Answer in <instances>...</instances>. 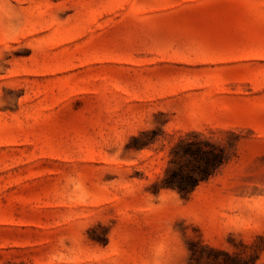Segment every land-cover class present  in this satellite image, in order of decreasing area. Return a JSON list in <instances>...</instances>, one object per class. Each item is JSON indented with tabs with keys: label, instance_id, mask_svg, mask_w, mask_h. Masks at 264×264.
<instances>
[{
	"label": "rangeland",
	"instance_id": "obj_1",
	"mask_svg": "<svg viewBox=\"0 0 264 264\" xmlns=\"http://www.w3.org/2000/svg\"><path fill=\"white\" fill-rule=\"evenodd\" d=\"M19 3V48L0 55V264H44L70 172L96 193L77 215L99 219L80 264H142L156 242L172 264H264V0ZM191 132L229 159L182 196L160 183ZM105 170L181 201L98 191Z\"/></svg>",
	"mask_w": 264,
	"mask_h": 264
},
{
	"label": "clouds",
	"instance_id": "obj_2",
	"mask_svg": "<svg viewBox=\"0 0 264 264\" xmlns=\"http://www.w3.org/2000/svg\"><path fill=\"white\" fill-rule=\"evenodd\" d=\"M23 7V4L19 3V0H0V40L6 39V43H0V55L11 52L14 48H19L13 46L18 43V39L13 38H19L20 32L24 27ZM23 47L31 48L33 52L43 50V46L39 44L33 46V44L24 43ZM126 141L127 139L122 144L108 145L106 149H115L111 156H114L116 159H121L120 155ZM105 174H114L116 178L105 181L103 179ZM129 174L130 172L122 181L119 172L105 170L96 188L98 191L111 189L117 182H121V184L128 185L119 189L125 198L135 196L139 193H146L153 198L152 203L154 205L165 206L170 203V198H165L164 193L172 192L175 198L180 200L178 193L174 190H162L158 197H154L145 191V187L150 183L139 185L128 184ZM152 182L153 181H151V183ZM94 195H96V193L93 192V189L89 187L88 183L78 172H70L65 175L60 187L54 193V196L56 199L63 202L65 211L62 218L65 222L66 230L58 236L54 247L47 253L44 264H80L79 256L87 242V238L84 235L85 230L94 225L99 219L78 216L77 213L81 209L89 206V201L93 199ZM154 200H158L159 202L154 203ZM173 231L177 233V238L179 239V231L174 230V228ZM181 248L182 241L177 245L175 253L177 261L183 256ZM170 251L171 249H162L159 242H156L149 247V254L142 264H172V258L169 255Z\"/></svg>",
	"mask_w": 264,
	"mask_h": 264
},
{
	"label": "trees",
	"instance_id": "obj_3",
	"mask_svg": "<svg viewBox=\"0 0 264 264\" xmlns=\"http://www.w3.org/2000/svg\"><path fill=\"white\" fill-rule=\"evenodd\" d=\"M170 154L169 166L160 184L163 188L177 190L182 196H187L229 159L225 146L196 132L180 137L171 147Z\"/></svg>",
	"mask_w": 264,
	"mask_h": 264
}]
</instances>
